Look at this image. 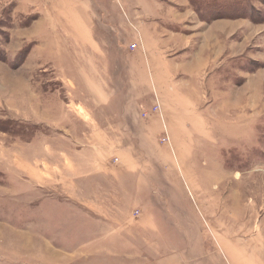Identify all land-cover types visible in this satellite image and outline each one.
<instances>
[{
	"label": "rangeland",
	"instance_id": "1",
	"mask_svg": "<svg viewBox=\"0 0 264 264\" xmlns=\"http://www.w3.org/2000/svg\"><path fill=\"white\" fill-rule=\"evenodd\" d=\"M165 255L264 264V0H0V264Z\"/></svg>",
	"mask_w": 264,
	"mask_h": 264
},
{
	"label": "crops",
	"instance_id": "2",
	"mask_svg": "<svg viewBox=\"0 0 264 264\" xmlns=\"http://www.w3.org/2000/svg\"><path fill=\"white\" fill-rule=\"evenodd\" d=\"M152 26L154 25L152 24ZM177 258H179V260ZM183 263L184 261L181 260L178 255H165L162 257H153L151 259L147 258L143 260L142 263H136V264H183ZM123 264H135V263L124 262Z\"/></svg>",
	"mask_w": 264,
	"mask_h": 264
},
{
	"label": "built area",
	"instance_id": "3",
	"mask_svg": "<svg viewBox=\"0 0 264 264\" xmlns=\"http://www.w3.org/2000/svg\"><path fill=\"white\" fill-rule=\"evenodd\" d=\"M151 108L153 109V111H152V109H150L149 111H146V112H144L143 114L146 116V115H148V113H150V112H154V113H158V112H160V104H159L158 100H156V101L152 104V107H151Z\"/></svg>",
	"mask_w": 264,
	"mask_h": 264
}]
</instances>
